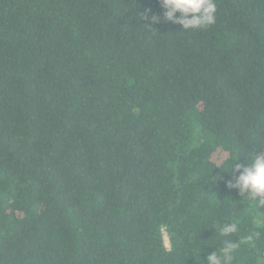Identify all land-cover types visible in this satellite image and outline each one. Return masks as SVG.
<instances>
[{"label": "trees", "instance_id": "16d2710c", "mask_svg": "<svg viewBox=\"0 0 264 264\" xmlns=\"http://www.w3.org/2000/svg\"><path fill=\"white\" fill-rule=\"evenodd\" d=\"M214 2L183 30L159 0H0V264H207L226 239L264 264V198L226 187L264 155V0Z\"/></svg>", "mask_w": 264, "mask_h": 264}, {"label": "clouds", "instance_id": "9594fccd", "mask_svg": "<svg viewBox=\"0 0 264 264\" xmlns=\"http://www.w3.org/2000/svg\"><path fill=\"white\" fill-rule=\"evenodd\" d=\"M165 22L180 25L183 30L197 29L210 26L216 21V4L214 0H159ZM179 13L177 16L176 14ZM158 18L153 17V22ZM235 176V183L229 181L226 185L229 189H237L244 197L264 198V155H255L251 164L240 165L233 163L231 168ZM236 223L224 224L220 228V234L230 237L237 233ZM253 234L246 239L251 242ZM225 243L218 251L207 255V264H233L234 253L238 248L237 242Z\"/></svg>", "mask_w": 264, "mask_h": 264}, {"label": "rangeland", "instance_id": "374dc122", "mask_svg": "<svg viewBox=\"0 0 264 264\" xmlns=\"http://www.w3.org/2000/svg\"><path fill=\"white\" fill-rule=\"evenodd\" d=\"M166 246H168L167 240H166Z\"/></svg>", "mask_w": 264, "mask_h": 264}]
</instances>
